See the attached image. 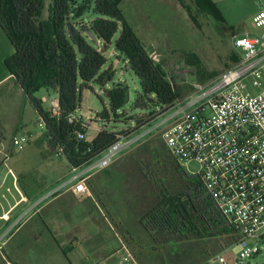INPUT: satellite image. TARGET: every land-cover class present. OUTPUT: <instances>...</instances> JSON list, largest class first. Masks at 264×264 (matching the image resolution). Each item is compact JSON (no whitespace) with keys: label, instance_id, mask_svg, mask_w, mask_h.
<instances>
[{"label":"rangeland","instance_id":"1","mask_svg":"<svg viewBox=\"0 0 264 264\" xmlns=\"http://www.w3.org/2000/svg\"><path fill=\"white\" fill-rule=\"evenodd\" d=\"M212 1L221 11L224 22L214 15L197 11L192 0L186 2L192 7L196 21L180 0L121 1L126 18L146 45L153 41L159 46V58L164 60L160 62L159 59L160 64L164 66L169 81L182 91L187 88V83L181 82L186 73L189 74V80L209 81L233 66L234 56L242 55V51L235 46L237 35L264 33V26L255 28L252 25L257 11L255 0ZM187 53L197 54L202 65L191 64L187 60L190 57ZM119 55L114 45L107 51L109 62L114 63L117 69L116 82L129 86V100L120 110V117L113 119L114 123L109 126L114 124V128L122 132L125 128L135 127L136 122L132 118L134 114H147L150 110L133 107L138 92L141 91L140 81L134 73L125 69V63ZM183 61L185 66L181 65ZM217 71L215 76H209V73ZM193 73L195 76H192ZM93 86V89L84 91L83 101L77 112L84 118L96 117L97 111L104 107V101L109 104L100 86L96 83ZM45 89H49L45 96L50 102H45L44 105L52 107L51 101L57 100L54 89L43 87L36 95L41 97ZM257 92L258 89L254 91ZM153 109L159 110L155 107ZM174 111L175 108H172L163 113L134 134L147 132ZM40 120L33 104L26 99L24 91L14 79L0 83V140L1 143L5 139L8 141L7 149H1L0 161L5 153L10 154L6 167L0 173V179H6L4 189L0 191L1 204L7 203L11 195L12 191L7 188L12 186V172L16 173L18 167L25 171L24 174L35 179L39 188L46 187L39 199L64 186L70 179L66 156L52 150L49 140L42 136L44 129L38 124ZM102 126L103 122L94 120L87 129V139L92 140ZM17 132L27 134L29 142L24 148L10 152L9 141ZM157 138L161 140L159 133L148 135L144 141L141 140L121 154V157L125 155V162L111 165L108 171L89 180L95 186L93 189L89 188L93 195L90 197L92 202L77 203L71 197L56 199L43 210L40 218L25 225L14 239L7 241L4 247L9 258L16 264H95L106 258L109 250L119 248L120 237L130 246L141 264H220L218 260H214L219 254L234 261L236 256L231 249L217 250V238H191L169 244L160 240L161 243H158L159 240H154L141 225L140 216L156 201L154 189L161 184V178L172 190L180 187L169 162L165 167L156 168L158 165L154 164V159L148 156L145 149L140 153L139 163L136 157H131L142 142ZM160 144L164 147L163 140ZM161 159L160 157L158 161H162L160 165L164 166ZM146 167L155 170L154 177H151L154 182L144 175L142 169ZM183 169L188 175H193L199 169V164L191 162ZM148 173L151 175L149 171ZM61 210L66 218L70 217L68 221L60 218L61 214L58 212ZM64 211H68L69 216ZM121 221L128 226L130 232ZM125 232L127 238L124 236ZM160 238L162 236L158 237ZM259 246L260 252L249 260L251 264H264V234Z\"/></svg>","mask_w":264,"mask_h":264},{"label":"trees","instance_id":"2","mask_svg":"<svg viewBox=\"0 0 264 264\" xmlns=\"http://www.w3.org/2000/svg\"><path fill=\"white\" fill-rule=\"evenodd\" d=\"M121 1L0 0V26L14 47L13 53L5 59L6 70L45 123L42 136L49 140L54 150L67 157L73 168H80L100 156L120 135H132L149 125L171 110L178 98L191 91V85L182 91L169 81L164 66L152 58L147 45L126 18ZM180 1L196 21L192 7L186 0ZM192 2L200 13L214 15L224 22L212 0ZM113 45L120 53L125 69L140 81L141 91L133 107L150 110L147 114H134L135 127L125 128L122 132L117 131L114 124L109 126L114 123L113 119L120 117V110L129 100V86L115 81L117 69L107 56ZM187 55L191 64L202 65L197 54ZM233 59L236 63L241 56ZM217 73H209V76ZM93 83L100 86L109 104L101 97L104 107L92 122L101 121L103 126L92 140H88L87 129L71 123L69 117L78 112L84 91L93 89ZM43 87L57 91V114L45 107L42 98L36 95ZM77 130L86 137L81 138ZM162 140V137L161 140H145L131 157H136L139 163L140 153L145 149L158 165L156 168L165 167L169 162L180 187L172 190L161 178V184L154 189L156 201L140 216L143 228L154 240H159L158 243L160 240L169 244L191 238H217V250L235 244L239 239L236 229L207 192L200 176L188 175L171 155L164 140V147L160 144ZM160 157L164 166L158 161ZM142 170L148 180L154 182L151 177L155 170L147 167ZM88 187L93 189L95 186L89 182ZM159 236L162 238L158 239Z\"/></svg>","mask_w":264,"mask_h":264},{"label":"built area","instance_id":"3","mask_svg":"<svg viewBox=\"0 0 264 264\" xmlns=\"http://www.w3.org/2000/svg\"><path fill=\"white\" fill-rule=\"evenodd\" d=\"M255 3L257 11L252 25L259 28L264 26V1ZM235 46L242 51L238 62L209 81L189 80V74H184L181 82L191 85V91L176 100L172 107L175 111L168 118L143 134L120 135L85 165V172L108 168L126 149L148 135L159 133L182 167L191 162L199 164L193 175L200 176L207 192L239 235L238 241L226 248L235 254L234 261L221 254L214 260L220 264H251L249 260L260 252L264 234V33L236 36ZM150 55L159 62L154 51ZM181 65L185 66V62ZM256 89L259 92L254 93ZM53 105L52 113L57 114L58 100ZM69 121L84 129L92 124L91 117L84 118L77 112ZM38 124L45 128L43 120ZM77 134L86 137L81 130ZM29 139L25 133L14 134L8 150L24 148ZM72 181L75 192L89 191L82 174ZM21 220L0 233V264H16L4 246ZM119 239L116 252L95 264H141L125 240Z\"/></svg>","mask_w":264,"mask_h":264},{"label":"crops","instance_id":"4","mask_svg":"<svg viewBox=\"0 0 264 264\" xmlns=\"http://www.w3.org/2000/svg\"><path fill=\"white\" fill-rule=\"evenodd\" d=\"M255 14H256V12H255ZM245 34H247V33H245ZM245 34L243 33V34H240L237 36H241V35H245ZM139 37H140V35H139ZM147 49H148L149 53L154 51L158 55V57H161V55L159 53L160 52L159 46L155 42L150 41V43L147 45ZM13 51H14V47H13L10 39L8 38L6 32L3 30V28L0 26V83H4L6 80H10V79L15 80V78L7 72L6 67H5V63H4L5 59L9 55H11L13 53ZM163 61L164 60L160 59V62H163ZM234 64H235V62H234ZM192 76H195L194 73L192 74ZM48 91H49V89H45V92L41 96L44 103L50 102L49 99L45 96L46 93H48ZM54 94H55V98H57V100H58V93L56 90H54ZM51 104H52V107L50 106L47 108L50 111H53L54 105H53L52 101H51ZM99 111H100V109H99ZM17 133H15V134H17ZM86 136H87V132H86ZM6 143H8L7 139L3 140L2 143H0V150L2 149L4 151L5 149H7ZM52 150H54V149L52 148ZM54 151H56V150H54ZM50 153L52 154V152H50ZM50 153H48V157H49ZM124 156H122V157L120 156L112 164V166H116V165L122 163ZM9 158H10V156L9 157H6L5 155L3 156V159L0 161V173H1V170L6 167L7 162L9 161ZM66 159H67V157H66ZM67 162H68V167H69L68 169H69L70 179L64 184V186H61V187L51 191L50 193L44 195L41 199H39V197L41 195H43V192L46 189V187H40L39 188V185L37 184L36 180L33 179L32 177H29V175L27 173L24 174L25 171L19 167L17 168L16 173L12 172L13 173V175H12L13 176L12 186L7 188L8 191H10V192L12 191L11 195H10L7 203L1 204L2 200L0 199V204H1L0 205V233H4L8 229H10L11 226L13 224H15V222L17 220H19L21 218L23 220L20 221V223L11 230L9 239L7 241H9L10 239H14L16 237V235L22 230V228L25 225L29 224L32 221H36L38 218H40L43 210H45L48 206H50L56 199H59L61 197H67V198L71 197L73 199V201L77 202V203H84L86 201L92 202L90 200V197L93 195H92L90 189H89V191L82 192V193L81 192L77 193L74 191V189H73L74 182L72 181L73 178L78 174H82L86 178V182L88 184L89 182H91L89 180L95 178L97 176V174L104 172V170H106V169L109 170L110 167H112V166H110L106 169H102V170L95 171V172H85L86 171L85 165L80 167V168H73L68 159H67ZM5 181H6L5 177L2 180L0 179V191L4 189V186L6 184ZM34 201H36V202H34ZM64 212L68 215V211H64ZM58 214H61L60 218H62L63 220L68 221L70 218V217L66 218V216L63 215L62 210H61V212H58ZM53 218L55 219L56 217H53ZM44 225H47V224L44 223ZM122 225L125 227V229H128V226L126 227L124 222H122ZM128 232H130L129 229H128ZM124 236L127 238V232H125ZM115 252H116V250H109V252L106 254V257L111 256Z\"/></svg>","mask_w":264,"mask_h":264},{"label":"water","instance_id":"5","mask_svg":"<svg viewBox=\"0 0 264 264\" xmlns=\"http://www.w3.org/2000/svg\"><path fill=\"white\" fill-rule=\"evenodd\" d=\"M89 33H90V35H91L93 38H95V35H94V33H93L92 31H89Z\"/></svg>","mask_w":264,"mask_h":264}]
</instances>
